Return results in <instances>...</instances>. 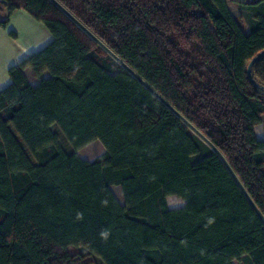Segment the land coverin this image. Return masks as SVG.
Here are the masks:
<instances>
[{
	"label": "trees",
	"instance_id": "1",
	"mask_svg": "<svg viewBox=\"0 0 264 264\" xmlns=\"http://www.w3.org/2000/svg\"><path fill=\"white\" fill-rule=\"evenodd\" d=\"M17 10L54 40L0 91V264H264V0H0V26Z\"/></svg>",
	"mask_w": 264,
	"mask_h": 264
},
{
	"label": "crops",
	"instance_id": "2",
	"mask_svg": "<svg viewBox=\"0 0 264 264\" xmlns=\"http://www.w3.org/2000/svg\"><path fill=\"white\" fill-rule=\"evenodd\" d=\"M231 9V7H230ZM6 18L5 12H0V21ZM16 36H12L11 33ZM54 38L46 26L37 21L25 10H17L10 17L8 27L0 26V91L9 87L12 80L9 70L18 66L27 57L40 52L53 42ZM25 74L33 86H38L32 69L27 68ZM48 75H44L47 78ZM259 140H264V117L256 128Z\"/></svg>",
	"mask_w": 264,
	"mask_h": 264
},
{
	"label": "rangeland",
	"instance_id": "3",
	"mask_svg": "<svg viewBox=\"0 0 264 264\" xmlns=\"http://www.w3.org/2000/svg\"><path fill=\"white\" fill-rule=\"evenodd\" d=\"M229 4H230V7H231V10L233 12L234 17L237 20H241L242 23L244 24L245 30L249 31L250 30V19H249L248 15L245 14V12H242L236 4H234L232 2H230ZM65 146H66V148H68L67 145H65ZM105 152H106V149L102 145V143L100 141H95V142L89 144L88 146H86L85 148L81 149L80 151H78V154L83 160H86L89 162H94L97 158H99L100 156L105 154ZM112 190H113L114 194L117 196L120 203L122 205H124V200H123V195H122L121 189L119 187H113ZM167 202H168L169 207L172 209L183 208L185 206V202L183 200L179 199L178 197H170V198H168ZM70 253L72 255L78 256L81 254V249L72 248V249H70ZM85 262L87 264H98L96 262V260L92 257H87L85 259ZM235 264H240V263H235Z\"/></svg>",
	"mask_w": 264,
	"mask_h": 264
},
{
	"label": "water",
	"instance_id": "4",
	"mask_svg": "<svg viewBox=\"0 0 264 264\" xmlns=\"http://www.w3.org/2000/svg\"><path fill=\"white\" fill-rule=\"evenodd\" d=\"M94 37V36H93ZM95 38V37H94ZM95 39H97V38H95ZM98 40V39H97ZM262 58H264V52H262L261 54H259L252 62H251V64H250V66H249V68H248V73H249V76H250V78L251 79H253L252 78V74H251V71H252V66L258 61V60H260V59H262ZM123 65L126 67V68H128L130 71H132L126 64H124L123 63ZM132 73L143 83V84H145L146 85V87L148 88V89H150L152 92H154L157 96H159L160 97V95L154 90V89H152L142 78H140L134 71H132ZM161 98V97H160ZM162 99V98H161ZM164 100V99H163ZM165 101V100H164ZM167 105L168 106H170L168 103H167ZM171 107V106H170ZM172 108V107H171ZM195 131L199 134V135H201V137L203 138V139H205V141H207V143H209L220 155H221V157L223 158V160L227 163V161L225 160V158L222 156V154L218 151V149L211 143V142H209L204 136H202V134L199 132V131H197L196 129H195ZM253 205H254V203H253ZM254 207H255V209H256V211H257V214H258V216H259V218L262 220V222L264 223V215L261 213V211L254 205Z\"/></svg>",
	"mask_w": 264,
	"mask_h": 264
}]
</instances>
